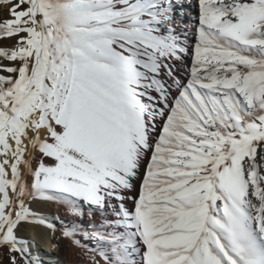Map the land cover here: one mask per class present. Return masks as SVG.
Listing matches in <instances>:
<instances>
[{
	"label": "snow or ice",
	"instance_id": "6c2138e0",
	"mask_svg": "<svg viewBox=\"0 0 264 264\" xmlns=\"http://www.w3.org/2000/svg\"><path fill=\"white\" fill-rule=\"evenodd\" d=\"M0 2V264H264V0Z\"/></svg>",
	"mask_w": 264,
	"mask_h": 264
},
{
	"label": "bare ground",
	"instance_id": "6f19581e",
	"mask_svg": "<svg viewBox=\"0 0 264 264\" xmlns=\"http://www.w3.org/2000/svg\"><path fill=\"white\" fill-rule=\"evenodd\" d=\"M2 6V5H1ZM2 8V7H1ZM42 213L47 216L50 222L55 224L54 229H50L45 225L33 223L28 226V230L24 233L29 239L35 241L36 248L39 251L40 258L46 263L57 264H80L81 257L77 255V250L70 247L68 240L61 238L58 242L59 251L53 253L52 247H55L57 234H61V221L71 219L65 215L64 208L58 205H49L41 209ZM57 217L60 219L57 220ZM55 249V248H54ZM54 263V264H55Z\"/></svg>",
	"mask_w": 264,
	"mask_h": 264
},
{
	"label": "rangeland",
	"instance_id": "374dc122",
	"mask_svg": "<svg viewBox=\"0 0 264 264\" xmlns=\"http://www.w3.org/2000/svg\"><path fill=\"white\" fill-rule=\"evenodd\" d=\"M2 5V6H1ZM2 7V8H1ZM10 7V4L9 3H6V2H0V19H4L7 17L8 15V12H7V9ZM0 43H6V44H11L12 41H0ZM62 238V235L59 233L57 234V238H56V244L55 247H52V251L53 253L57 254L58 251H59V245H58V242L61 240ZM55 248V249H54ZM56 261V260H54ZM53 262V261H52ZM46 264H49V263H46ZM50 264H54V263H50ZM56 264V263H55ZM58 264V263H57Z\"/></svg>",
	"mask_w": 264,
	"mask_h": 264
}]
</instances>
